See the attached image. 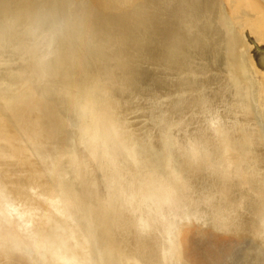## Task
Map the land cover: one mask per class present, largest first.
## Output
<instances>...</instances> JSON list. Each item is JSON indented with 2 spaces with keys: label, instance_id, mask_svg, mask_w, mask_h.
<instances>
[{
  "label": "rangeland",
  "instance_id": "1",
  "mask_svg": "<svg viewBox=\"0 0 264 264\" xmlns=\"http://www.w3.org/2000/svg\"><path fill=\"white\" fill-rule=\"evenodd\" d=\"M157 7L155 33L144 31L127 40V55L137 70L128 82L114 78L102 84L95 75L86 76L84 70L62 73L63 88L51 97L41 96L12 62H1L0 264H15L8 259L6 241L18 221L17 213L29 206L26 201L19 202L18 194H14L16 188L23 185L26 190L47 194L55 191L64 199L82 198V202L102 195L101 172L84 159L79 168L75 167V153L69 144L76 131L66 113L75 111L74 103L84 91L88 99H94L96 94L104 97L94 110L117 128L119 141L125 147L122 153L117 151L121 174L136 184H141L150 172L163 173L172 183L179 176L188 181L190 201L180 209V213L188 215L182 219L174 214V220L179 221L171 230L174 237L171 233L164 236L178 264H207L203 262L204 255L197 253L205 252L206 247L199 243L195 225L213 231L212 237L218 243L252 238L264 248V139L253 114L254 98L246 81L235 71V58L242 49L235 46L227 25L223 26L222 48L215 47L204 34L191 41L188 34L193 31L187 29V11L180 6L171 9L163 3ZM263 7L264 0H259V12ZM171 12L174 14L169 17ZM170 23L174 24L171 31ZM259 39L248 46L253 59L257 53L264 55V44ZM83 80L89 85L85 90ZM87 103L88 100L85 106ZM182 111L186 112L180 117ZM85 122L87 125L91 120ZM194 129L210 152L188 148L192 141L185 140L184 135L192 134ZM218 140H224L221 142L228 149L226 157L219 152ZM133 198L137 201L138 194ZM4 202L10 206L7 218ZM166 217L172 219L173 215ZM166 217L160 215L158 220L165 222ZM255 219L261 230L251 226ZM183 249L190 260L182 256ZM27 254L36 257L31 252ZM36 259L43 261L40 256ZM22 261L16 262L27 264ZM244 264H254L253 259Z\"/></svg>",
  "mask_w": 264,
  "mask_h": 264
},
{
  "label": "water",
  "instance_id": "2",
  "mask_svg": "<svg viewBox=\"0 0 264 264\" xmlns=\"http://www.w3.org/2000/svg\"><path fill=\"white\" fill-rule=\"evenodd\" d=\"M224 1L227 4L236 0ZM44 2L0 0V64L12 62L21 77L41 96L51 97L63 88L62 73L77 74L84 70L86 76L95 75L102 84L114 78L124 82L132 80L135 70L127 55V40L144 31H155L160 3L187 11V29L193 31L188 34L191 41L204 34L212 39L215 47L222 48L223 26L227 25L237 49L249 53L247 47L260 37L256 26L242 18L249 7L243 10L238 4L229 18L218 19L210 0H131L125 9L114 8L117 0ZM43 10L45 13L41 15ZM234 21H239L237 27ZM173 25L170 23V31ZM87 82L81 81L84 90L89 87ZM103 98L96 94L94 99H88L84 91L74 103L75 111L66 113L76 131L69 143L75 153L73 164L79 168L84 159L101 172L102 195L83 199L84 202L82 199L70 201L55 191L47 194L18 187L15 193L29 206H24L21 214L17 213L18 221L6 241L8 259L15 264L19 260H26L27 264H52L60 258L75 264H178L175 251L169 250L164 236L172 235V227L179 222L174 220V214L182 219L188 215L180 213L190 201L184 187L187 184L182 189L178 177L172 183L165 174L152 172L141 184H136L119 172L117 154L125 151V147L114 124L94 110ZM253 98L257 103L254 93ZM183 112L186 111L180 117ZM88 119L91 122L86 125ZM186 137L192 141L189 149L210 152L195 129L192 134L186 133ZM218 145L219 152L226 157L223 143L220 141ZM137 194L139 198L134 201ZM171 213L173 218L167 219ZM160 215L166 217L165 222L158 221ZM195 227L201 237L199 243L205 244L202 255L207 257L208 264H244L249 259L254 264L264 262V248L255 242L248 244L232 238L218 243L212 237L213 231ZM187 228L183 229L181 238ZM180 241L184 246L183 239ZM27 252L40 256L42 263ZM181 252L189 259L184 249Z\"/></svg>",
  "mask_w": 264,
  "mask_h": 264
},
{
  "label": "crops",
  "instance_id": "3",
  "mask_svg": "<svg viewBox=\"0 0 264 264\" xmlns=\"http://www.w3.org/2000/svg\"><path fill=\"white\" fill-rule=\"evenodd\" d=\"M52 1H54V0H45L44 3H51ZM130 1L131 0H117L116 4H114V8H116V9L124 8L125 9V8H127L126 5H128L130 3ZM210 1H211V4L213 5V7L216 8L215 13H216V17L218 19H221L223 16H226V18H229V16H230L229 13H231L233 11L232 9H234V6L236 4H238V7H242L243 10H244L245 6H248L249 9L245 8L248 10L246 11L244 17H242V18L247 19V21L251 24V26H256V28L259 30L258 32L260 33L259 34L260 35V39H259L260 42L264 41V26L259 24V17L264 18V9H261V13H259V0H236L237 3H235V1H232L231 3H227V4H224L225 3L224 0H210ZM121 6H123V7H121ZM224 6H226L227 9H224ZM239 9H241V8H239ZM253 9H255L256 12H254ZM44 13H45V11L43 10L41 15H43ZM187 15H188V13H187ZM238 22L239 21H237V23ZM233 23H234V25L236 24V27H237L236 21H234ZM206 36L209 37L208 35H206ZM261 44H264V43L261 42ZM247 49H248L249 53L247 51L245 53L242 50L241 51L239 50V53H237V56L235 58V71L237 72L240 79H244L246 81V83L250 89V95L253 96V93L255 94L257 103H255L253 106V112H254L253 114L255 116L256 121H258L257 123H258L259 131L261 132V135L263 136V139H264V124L261 123L262 121L264 122V55L257 53V54H255L256 58L253 59L252 57H250V55H251L250 50H249L250 48L247 47ZM257 118H259V119L257 120ZM184 137L187 138L186 135H184ZM185 140H188V139H185ZM223 142H224V140H223ZM227 152H228V149H227ZM179 179H180L179 182L182 184L181 187L183 189V186L186 185L188 183V181H186V179L184 177L182 178L181 176H179ZM184 187H186V186H184ZM256 221L257 220L255 219V221L251 222V226L256 228V229L258 227L261 228L258 223H257L258 225L254 223ZM263 231H264V227H263ZM200 239H201V237L199 238V240ZM242 240L245 243L248 241V244H249V242L252 241V239L247 240L246 238H242ZM253 242H255V241L253 240ZM200 243H201V241H200ZM199 245L200 244L196 243V246H199ZM197 253L200 256H203L202 255L203 253H200V252H197ZM198 254L195 255L197 259H198ZM203 257H204L203 262L206 261L208 264L209 260L207 259V257L206 256H203Z\"/></svg>",
  "mask_w": 264,
  "mask_h": 264
},
{
  "label": "bare ground",
  "instance_id": "4",
  "mask_svg": "<svg viewBox=\"0 0 264 264\" xmlns=\"http://www.w3.org/2000/svg\"><path fill=\"white\" fill-rule=\"evenodd\" d=\"M235 2H236V1H235ZM263 8H264V7H263ZM259 13H261V12H259ZM263 19H264V18L259 17V24L264 26V20H263ZM253 24H254V23H253ZM204 37H205V36H204ZM262 42H263V41H262ZM190 43H191V42H190ZM209 44H210V43H209ZM200 47H202V46H200ZM196 51H197V50H196ZM196 54H197V53H196ZM182 55H183V54H182ZM134 70H135V69H134ZM136 71H137V70H136ZM136 71H135V72H136ZM144 71H145V70H144ZM142 74L144 75V72H143V71H142ZM138 76H139V75H138ZM170 76H171V75H170ZM186 76H187V75H186ZM139 77H140V76H139ZM170 78H171V77H170ZM178 81H179V80H178ZM178 81H177V82H178ZM165 83H166V82H165ZM168 84H169V82H168ZM172 84H173V83H172ZM205 84H206V83H205ZM215 85H216V84H215ZM166 87H167V86H166ZM166 87H165V88H166ZM173 89H174V88H173ZM151 93H152V92H151ZM151 93H150V94H151ZM211 98H212V97H211ZM253 113H254V112H253ZM239 116H240V114H239ZM258 119H259V118H257V120H258ZM262 120H263V119H262ZM262 120H261V121H262ZM180 122H181V121H180ZM257 122H258V121H257ZM261 123L264 124L263 121H262ZM257 124H258V123H257ZM240 126H241V125H240ZM248 128H249V127H248ZM181 135H182V134H181ZM162 141H163V140H162ZM148 143H149V142H148ZM169 145H170V144H169ZM148 151H149V150H148ZM144 152H146V151H144ZM144 152H143V153H144ZM141 153H142V152H141ZM149 154H150V152H149ZM133 155H134V154H133ZM42 156H43V154H42ZM137 156H138V155H137ZM147 156H148V154H147ZM34 157H35V156H34ZM43 157H44V156H43ZM43 157H42V158H43ZM133 157H134V156H133ZM139 157H140V155H139ZM152 157H153V156H152ZM135 158H136V157H135ZM141 158H142V157H141ZM60 159H61V158H60ZM39 160H40V158H39ZM136 160H137V158H136ZM137 161H138V160H137ZM163 161H164V160H163ZM170 161H171V160H170ZM166 162H167V161H166ZM62 163H63V161H62ZM167 163H169V161H168ZM60 164H61V163H60ZM171 165H172V164H171ZM155 166H156V165H155ZM152 167H153V166H152ZM167 167H168V165H167ZM67 168H68V167H67ZM156 169H157V166H156ZM169 169H170V168H169ZM171 169H172V168H171ZM65 170H66V169H65ZM160 170H162V169H160ZM59 171H60V170H59ZM62 171H63V170H62ZM68 171H69V170H68ZM158 172H160V171H158ZM164 172H165V171H164ZM65 173H67V172H65ZM156 173H157V172H156ZM69 174H70V172L68 173V175H69ZM29 175H30V174H29ZM73 175H74V174H73ZM69 176H70V175H69ZM29 177H30V176H29ZM29 177H28V178H29ZM50 177H51V176H50ZM54 177H55V176H54ZM61 177H62V176H61ZM63 177H64V176H63ZM70 177H71V176H70ZM72 177H73V176H72ZM72 177H71V178H72ZM67 178H68V177H67ZM73 178H74V177H73ZM56 180H58V179H56ZM69 181H70V180H69ZM71 181H72V180H71ZM55 182H56V181H55ZM55 182H53V183H55ZM57 182H58V181H57ZM65 182H66V181H65ZM65 182H64V180H63L62 184L65 183ZM74 183H75V182H74ZM74 183H73V184H74ZM55 184H57V183H55ZM71 184H72V183H71ZM21 185H22V184H21ZM63 185H64V184H63ZM67 185H68V184H67ZM74 185H75V184H74ZM76 185H78V184H76ZM76 185H75V186H76ZM2 186H3V185H2ZM13 186H15V185H13ZM24 186H25V185H24ZM75 186H74V187H75ZM19 187H21V186H19ZM22 187H23V185H22ZM27 187H28V186H27ZM77 187H78V186H77ZM6 188H7V187H6ZM54 188H55V187H54ZM56 188H57V187H56ZM56 188H55V189H56ZM65 188H66V186H65ZM2 189H3V188H2ZM12 189H13V188H12ZM14 189H15V188H14ZM14 189H13V190H14ZM16 189H17V188H16ZM16 189H15V190H16ZM31 189H32V188H31ZM55 189H54V190H55ZM60 189H61V188H60ZM71 189H72V188H71ZM57 190H58V188H57ZM31 191H33V189H32ZM62 191H63V190H62ZM66 191H67V189H66ZM34 192H35V191H34ZM67 192H68V191H67ZM70 192H71V191H70ZM74 192H75V191H74ZM77 192H78V191H77ZM79 192H80V191H79ZM65 193H66V192H65ZM68 193H69V192H68ZM4 194H5V193H4ZM14 194H16V193H14ZM74 194H75V193H74ZM83 194H84V193H83ZM86 194H87V193H86ZM16 195H17V194H16ZM67 195H68V194H66V195H64V196H67ZM70 195H71V194H70ZM10 196H11V195H9V197H10ZM81 196L83 197L84 195H81ZM85 196H86V195H85ZM85 196H84V197H85ZM7 197H8V196H7ZM67 197H68V196H67ZM5 198H6V197H5ZM77 198H78V197H77ZM79 198H80V197H79ZM9 199H10V198H9ZM9 199H8V200H9ZM11 199H12V198H11ZM17 199H20V198L18 197ZM65 199H66V198H65ZM74 199H75V198H74ZM74 199H73V200H74ZM80 199H82V198H80ZM14 200H16V199H14ZM66 200H69V197H68ZM6 201H7V200H6ZM18 201H19V200H18ZM21 201H22V200H20L19 202H21ZM75 201H76V200H75ZM8 202H9V201H8ZM4 203H5V202H4ZM6 203H7V202H6ZM15 203H16V202H15ZM22 203H24V202H21V204H22ZM7 204H9V203H7ZM12 204H13V202H12ZM12 204H11V205H12ZM3 205H4V204H3ZM3 205H2V206H3ZM16 205H17V204H16ZM16 205H15V206H16ZM26 205H27V204H26ZM8 207H10V206L8 205ZM13 207H14V206H13ZM18 208H19V205H18ZM18 208H17V209H18ZM21 208H22V207H21ZM254 208H255V207H254ZM15 209H16V208H15ZM17 209H16V211H17ZM253 210H254V209H253ZM21 211H22V210H21ZM14 212H15V211H14ZM18 212H19V211H18ZM9 213H10V212H9ZM16 215H17V214H16ZM9 216H11V215H9ZM13 216H14V214H13ZM14 219H15V218H14ZM159 219H160V218H159ZM158 221H159V220H158ZM254 223L257 224V221L254 222ZM237 224H238V223H237ZM14 225H15V224H14ZM257 225H258V224H257ZM256 227H257V226H256ZM259 229H260V228H259ZM259 234H260V233H259ZM261 235H262V234H261ZM260 237H261V236H260ZM254 238H255V237H254ZM251 239H252V238H251ZM246 241H247V240H246ZM247 242H248V241H247ZM251 242H253V240H252Z\"/></svg>",
  "mask_w": 264,
  "mask_h": 264
},
{
  "label": "clouds",
  "instance_id": "5",
  "mask_svg": "<svg viewBox=\"0 0 264 264\" xmlns=\"http://www.w3.org/2000/svg\"><path fill=\"white\" fill-rule=\"evenodd\" d=\"M3 213H4L5 218H7L8 217V213H9V209H8L6 203L4 204V207H3ZM52 264H75V261L65 260L63 258H60V259L54 260L52 262Z\"/></svg>",
  "mask_w": 264,
  "mask_h": 264
}]
</instances>
